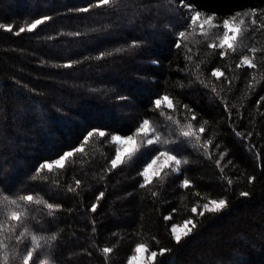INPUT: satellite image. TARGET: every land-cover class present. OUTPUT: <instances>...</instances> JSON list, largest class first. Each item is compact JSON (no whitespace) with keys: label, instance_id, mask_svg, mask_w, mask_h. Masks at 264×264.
Wrapping results in <instances>:
<instances>
[{"label":"trees","instance_id":"trees-1","mask_svg":"<svg viewBox=\"0 0 264 264\" xmlns=\"http://www.w3.org/2000/svg\"><path fill=\"white\" fill-rule=\"evenodd\" d=\"M97 3L0 0V219L9 208L27 210L15 233L19 222L0 230V264L5 251L9 264H22L11 256L25 228L20 249L32 235L42 245L36 264H125L141 243L157 253L148 264H264V0ZM185 4L217 22L241 13L233 48L216 45L213 31L189 27ZM43 16L51 19L27 31ZM245 56L255 67L241 64ZM165 95L172 107L156 108ZM145 119L155 131L137 136ZM93 129L105 137L85 142ZM114 134L137 140L135 154L116 168ZM156 136L169 143H146ZM76 148L62 168L36 172ZM168 149L188 162L178 172L164 167L141 187L144 166ZM23 195L34 201H19ZM35 198L59 207L49 215ZM220 199L227 202L221 211L204 209ZM189 220L196 227L177 243L172 226ZM105 247L113 249L107 256Z\"/></svg>","mask_w":264,"mask_h":264},{"label":"snow or ice","instance_id":"snow-or-ice-1","mask_svg":"<svg viewBox=\"0 0 264 264\" xmlns=\"http://www.w3.org/2000/svg\"><path fill=\"white\" fill-rule=\"evenodd\" d=\"M110 3H115V0H98V3L95 5L97 7L101 6V5H109ZM181 3L184 4L185 0H181ZM185 7H188L190 12L192 13L191 15V24L189 25V27H191V25H195L197 23L198 20H200L203 17V23L201 24V28L203 27V24H212V21L214 19V14H204L201 11H198L194 8H191L189 5L185 4ZM76 11H82V12H87L89 11V8H81V9H76ZM244 15H247V13H244ZM253 15H255V10H253ZM241 13L237 12L235 13L230 19L229 18H225L223 19V28H224V33L223 36L224 38L221 40V44L220 47H223L224 44L228 41L229 39V30L231 28V30L233 32H237L240 31L241 29L239 28V25H243L244 24V20L243 18L239 19L238 24L233 23L234 21H236L237 17H240ZM51 19L48 16H43L40 19H34L32 20L30 23H28L27 25V31L31 32L34 29L37 28L38 25H41L43 23H45V21ZM253 24L256 23V20L253 19L252 21ZM0 27H3V25H0ZM25 31L24 27H21L19 29V32L22 33ZM72 35H78V33H73ZM179 37H183L186 38V33L184 31H181L178 33ZM231 39H235V36H233ZM137 46L136 44L133 45V47ZM177 46H179V44H177ZM210 47H212V45H210ZM228 48L232 49L233 45L231 43H228ZM119 51V50H118ZM253 52L256 51V49H252ZM110 54V53H109ZM103 55V54H102ZM221 55H223V53H221ZM99 58V57H98ZM241 64H247L249 67H255L254 64L251 63V61L249 60V58L247 56L242 57L241 60ZM241 64H238L237 67L239 68L241 66ZM65 67H71L70 64L68 65H64ZM212 75L214 76H218V75H222V73H219L218 71H214L212 73ZM118 99H125L123 97H119ZM264 99V98H262ZM166 102L168 107H172V101L169 99V97L167 95L155 99L153 101L154 105L156 106V108H159L161 106V103ZM187 107V106H185ZM193 119H196L195 116L192 117ZM169 119H171L169 117ZM192 126L188 125V128L190 129ZM155 131L154 129H150L149 128V121L147 119H145L140 126L136 129V135L137 136H143V137H147V134L149 131ZM200 132L204 131L203 126H201V128L199 129ZM94 134H98L100 137H105V132L102 130H98V129H93L92 131H89L87 133V135L84 137V141L86 142L88 140L89 137H92ZM184 137L186 138H191L194 133L191 131H182L181 133ZM239 134V133H238ZM197 141H199L200 137L196 136L195 137ZM111 141L116 143V144H128L131 147L124 149L123 151L118 147L116 149V155L115 158L111 160V165L112 168H116L118 164L123 162V157L125 155L129 156L130 158L135 154V152L137 151L135 145H136V141L134 140L133 136H126V137H121L119 135H112L111 136ZM146 143L148 145H152L154 143H162V144H168L169 141L168 140H161L159 136H156L154 139H147ZM207 143H211V141H207ZM205 144V146H206ZM76 151H81V148H76L73 149L72 151H67L64 152L63 155H61L58 159L52 161L51 163L49 162H45L42 163L37 169L36 172L39 173L41 171V169L43 168H48L49 170L52 169L53 164L59 166V167H63L64 166V161L67 157H70L73 155V152ZM173 151V149H168L167 151H163V152H159L158 155L154 156L152 158L151 163H148L143 171L140 173L141 176L144 177V184L141 185V187H144L145 184H148L151 182V176L149 175V170L153 168V165L156 164V162L160 159V157H164L165 158V163L163 165H161V168L167 167L169 162H174L175 167L172 168L173 172H178L180 171V165L182 163H187V160H180L177 159V157L175 155H171L170 153ZM223 155V154H222ZM217 163H219V161H217ZM156 176H160V171H157L155 173ZM35 178V177H33ZM161 179H163V177H161ZM189 180L185 179L182 182V186L187 188L189 186ZM77 185H79V181H77ZM69 191H74V189L69 188ZM103 194L101 193V196ZM153 195H156L155 193H153ZM242 196H246L247 193H241ZM100 197H97V199H99ZM19 201H23L26 204H30L34 201V197L32 195H23V196H19L18 197ZM2 201L6 202V205H15L16 209H21V204L18 203L17 199H9V197L7 195H4L2 197ZM35 203L36 204H44L45 207H47L49 209V215L52 214V210H54L55 208L59 207L58 205H53L51 203H46L43 199L41 198H35ZM209 204H211V207H209ZM227 207V202L224 199H220V200H211L209 201V203L204 205V209L207 210L208 212H219L221 211V209ZM92 210L95 211L96 210V204L92 205ZM192 211L195 213L196 212V208H193ZM201 215H203V212L200 213ZM27 216V210H12V209H7L6 212L4 213V217L2 219H0V230H7L6 229V225L8 221H14V222H19V223H14L11 225V231L13 233H15V230L20 227V224L23 222L24 218ZM165 219H168V217H166ZM186 224H192V228H195L196 225L194 223H192L191 220L186 221ZM192 229H188L187 231L183 232V236H188L189 233L191 232ZM28 231L27 228H25L24 231L19 232L18 235L15 236V239L17 241L15 249L12 252V256L11 259L13 261H21L22 264H36V261L38 259V255L34 256V253H37L38 249H40L42 247V245L39 243L38 237L36 235H32L31 236V246H27L25 245L24 249H20L21 245H24L25 242L22 239V237L25 236V233ZM172 233L174 236V239L176 240L177 243H179L182 239V236L180 234H177V229L176 226L174 225L172 228ZM40 239H43L42 237ZM51 240H55L56 236L53 235L52 237H50ZM0 248H6V245H3L2 243H0ZM16 249H20L19 252L16 251ZM102 251L104 252V254L107 256V254L111 253L113 251L112 248L109 247H105L102 249ZM147 251L146 247L144 244H137L136 248H135V252L137 253H141ZM166 250L165 249H161L160 250V254L163 255L164 252ZM157 256L156 252H152L150 257L148 259L150 260H154ZM137 259V257L133 256V257H129V262L128 264H132L133 260ZM2 260H3V264H9V255L7 253V251L3 252L2 255ZM39 264H46V262L44 260H39Z\"/></svg>","mask_w":264,"mask_h":264},{"label":"rangeland","instance_id":"rangeland-1","mask_svg":"<svg viewBox=\"0 0 264 264\" xmlns=\"http://www.w3.org/2000/svg\"><path fill=\"white\" fill-rule=\"evenodd\" d=\"M242 17H237V19H236V21H234L233 23H236V24H238V22H239V19H241ZM203 23V17L200 19V20H198L197 21V23H196V25L198 26V27H200L201 28V24ZM241 26L242 25H239V28L241 29ZM201 29H203V30H207V31H213L214 33H215V44L216 45H218V46H220V44H221V40L224 38V36H223V33H224V28H223V21L222 22H217V21H215L214 19H213V21H212V24H203V27L201 28ZM238 34H239V31H237V32H233L232 30H231V28H230V30H229V39H228V41L224 44V46H223V48H225V47H227L228 46V43H231V44H233L234 42H235V40H236V38H237V36H238ZM233 36H235V39L233 40V39H231ZM114 135H118V134H114ZM119 136H121V135H119ZM122 138L123 137H126V136H121ZM133 138H134V140L136 141V145H135V147H137V140H136V138L133 136ZM120 148L122 151L124 150V149H126V148H129V147H131L130 145H128V144H116V149L117 148ZM163 152V151H162ZM159 153V152H158ZM158 153L157 154H155L154 156H156V155H158ZM172 155V154H171ZM125 156H127V155H125ZM124 156V157H125ZM153 156V157H154ZM123 157V158H124ZM152 157V158H153ZM115 158V157H114ZM152 158L148 161V163H151V161H152ZM147 163V164H148ZM165 163V158L164 157H160V159L156 162V164L155 165H153V168L152 169H150L149 170V175L152 177L153 175H155V173L157 172V171H160V170H162L163 168H161V165H163ZM146 164V165H147ZM145 165V166H146ZM170 165H175L174 164V162H169L168 163V166H170ZM144 166V167H145ZM144 169V168H143ZM209 207H211V204H209ZM174 226V225H173ZM173 226H172V228H173ZM176 226V229H177V234H180L181 236L183 235V232L184 231H187L188 229H191V224H186L185 222L184 223H182V224H180V225H175ZM146 247V246H145ZM136 248V247H135ZM147 249V248H146ZM151 251H149L148 249H147V251H144V252H141V253H137V252H135V250H134V252L132 253V255H130V257H133V256H135V257H137V259H135V260H133V262H132V264H148L151 260L150 259H148L149 257H150V255H151ZM128 262H129V258L127 259V261H126V263L125 264H128Z\"/></svg>","mask_w":264,"mask_h":264}]
</instances>
